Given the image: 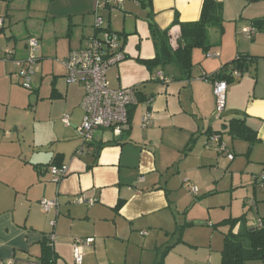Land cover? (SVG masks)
I'll use <instances>...</instances> for the list:
<instances>
[{
  "label": "crops",
  "instance_id": "crops-1",
  "mask_svg": "<svg viewBox=\"0 0 264 264\" xmlns=\"http://www.w3.org/2000/svg\"><path fill=\"white\" fill-rule=\"evenodd\" d=\"M6 1L0 0V9ZM215 1L223 4V13H227L231 4L238 5V0ZM107 2L102 5L110 18L107 26L125 38L127 57L109 70L110 87L113 90L137 87L140 91V102L130 113V129L120 138H115L109 130H97L88 152L77 156L82 145L79 128L84 117L81 104L85 92L80 84L67 83L65 62L72 51L81 49L95 34L92 15L100 3L48 0L42 15L51 21L49 30L55 35L61 29L65 40L60 52L58 49L53 52L55 62L47 59L48 50L39 48L31 77L35 86L32 94L38 103L35 112L27 114L33 118L29 135L25 128L9 125V110L2 108L5 105L0 102V264L42 263L45 242L53 233L56 241L51 250L55 264H75L73 244L77 239L93 240L84 246L81 264H157L156 253L161 252L159 241L165 237L164 233L169 235L177 226L181 194L187 195L184 188L188 189L197 171L205 169L211 161V152L205 148L209 137L220 134L221 143L217 145L225 144L231 154L223 138L231 119L224 120L223 132L220 131L219 123L213 120L214 86L202 77L216 76L225 65L231 64L234 50L220 42L217 35H211L212 47L208 53L193 51L192 79H178V70L169 66L163 71L171 80L169 85L153 80L160 69L151 73L137 61L152 60L156 56L149 17L154 18L160 30L170 29V43L176 50L181 28L175 22L199 21L204 0L124 2L115 11L105 7ZM242 3L244 6L246 2ZM10 7L6 5L5 11L0 10V18L5 19L0 33L11 18ZM32 10L34 13L41 10L40 4H33ZM57 21L62 22L59 25ZM87 24L92 28L91 35L80 33ZM247 28L252 27H244L242 33L251 41L264 32L256 31L249 37L244 32ZM38 34L41 38L53 36L46 28ZM260 37L263 36H258L245 53L258 60L246 68V75L228 84L224 114H243L240 118L245 119L255 135V146L264 149V55H257L251 48L258 45ZM10 51L0 40V76L8 80L7 69H16L14 75L22 84L14 65L17 54ZM8 53L11 59H7ZM207 54L214 57L207 58ZM3 60L12 64H3ZM150 99L152 103L147 106ZM147 111L152 112L153 119L143 128L142 119ZM196 145L201 153H195ZM228 160L236 161L235 157ZM54 165L66 166L69 172L58 184L50 173ZM202 188L209 192L212 185L205 183ZM190 193L198 196L199 189L195 194ZM81 199L85 203L81 204ZM42 200L58 201V213L44 212L40 207ZM153 248L155 255L149 253Z\"/></svg>",
  "mask_w": 264,
  "mask_h": 264
},
{
  "label": "rangeland",
  "instance_id": "rangeland-1",
  "mask_svg": "<svg viewBox=\"0 0 264 264\" xmlns=\"http://www.w3.org/2000/svg\"><path fill=\"white\" fill-rule=\"evenodd\" d=\"M7 1L2 3L4 7H1L0 10L5 11L6 5H10L11 18L6 21L4 32L0 33V40L5 49L17 54L15 59L22 60L28 55V50L25 47L28 38L34 37L40 40L41 36L38 33L45 28L47 32L53 34V31L49 30L52 26L51 21L46 20L45 14L42 15V8H47L48 0ZM87 1L89 3L92 0ZM140 1L144 3L147 0ZM97 2L102 6L107 0H95L96 4ZM124 2L134 4L139 0H124ZM242 2H246L244 6ZM35 3L40 4V13L39 11L36 13L33 10L30 11ZM237 3L236 7L231 4L227 13L222 14L223 34L220 35L217 29H211V35H217L220 42H224L226 47L234 50V60L239 54L248 53V46L254 44V40H257L258 36H263L258 39V45L251 48L257 55H264V32L253 37V41L248 40L242 33L244 27L251 26L253 19L264 17V0L257 1V3L251 0H238ZM104 11L102 6L97 13L104 18L108 25L110 18L108 19L107 15L109 14ZM31 12L34 15L31 16ZM95 14L96 12L92 15L93 25ZM57 22L60 25L62 21ZM60 30L58 28L55 35L40 40V48L49 52L47 56L49 62L56 61L53 55L54 50L58 49L60 52V48L63 47L65 38L62 36L63 34H60ZM91 31L92 28L87 24L86 27L81 28L80 33L91 35ZM93 31H95L94 28ZM239 45H242L240 53L237 52ZM201 51H199L201 56H204ZM22 55L24 56L22 57ZM9 62L3 60V64L7 63L8 66L12 64ZM15 71L16 69H7L8 80L0 76V102L5 105L2 108L9 110V125L17 124L25 128L26 134L29 135L33 128V118L28 117L27 114L35 112L38 98L32 94L33 91L23 88L14 75ZM246 74L247 71L242 73V76ZM32 85L35 89L34 83ZM217 117L216 107L213 120L215 123H219L220 131L223 132L224 120L231 118L222 116L221 119H217ZM226 126L223 138L236 161L230 162L228 157L223 155L221 147L217 143L214 142L217 148L210 145L213 144L210 141L212 134L207 143L212 147L205 144L207 145L205 148L211 152V161L207 162L205 169L197 171L195 180L188 178L192 186L198 187L199 194L193 196L186 187L184 188L185 193L190 197L184 193L181 194L177 226L172 232H169V235L164 233L165 237L159 241L158 247L161 248V252L156 253L158 262L164 256L163 264H221L225 236L230 233L232 228L231 221H236L237 224L233 233L236 232L237 227L239 228L238 233L254 228L259 219L264 222V149L258 145L255 146L256 144H252L246 139L235 138L229 125L226 124ZM200 149L196 145L195 153H201ZM205 183L212 185L209 192H205L202 188ZM154 249L149 253L155 255Z\"/></svg>",
  "mask_w": 264,
  "mask_h": 264
},
{
  "label": "built area",
  "instance_id": "built-area-1",
  "mask_svg": "<svg viewBox=\"0 0 264 264\" xmlns=\"http://www.w3.org/2000/svg\"><path fill=\"white\" fill-rule=\"evenodd\" d=\"M124 6L123 0H109L105 7L110 11H115ZM100 4L96 11L94 30L95 36L88 38L84 46L72 51L65 62L66 67V81L68 84H80L84 88V98L81 104V108L84 112L83 122L79 128V134L82 141L81 147L77 150V156L85 155L88 152L89 147L93 144L94 133L97 130H109L113 133L115 138H120L125 132L130 129V113L131 110L136 107L140 100V91L137 87L121 88L119 90H113L110 87L108 80L109 70L126 58L123 38L119 33L113 32L105 23L103 17L97 12L100 10ZM4 25V20L0 18V29ZM244 32L252 37L256 30L253 28H247ZM40 48V41L36 38H31L27 42L28 55L25 59L17 60L14 62L19 70L17 77L21 80L24 89L32 91L33 86L31 77L35 72V67L38 62V51ZM7 59H11L10 53L7 54ZM217 57L219 55H216ZM213 55L207 54V58H213ZM242 72L239 70H232L231 77L233 79L240 78ZM203 80L211 82L214 86V95L216 98V107L218 117L221 119L225 111L226 94L228 90V83L225 80L217 79L216 76L202 77ZM153 80L169 85L171 80L163 73L159 71L153 78ZM152 100L146 102L147 106H150ZM153 114L151 111H147L142 119V127L146 128L152 123ZM68 123V120H66ZM220 136L214 134L211 138V142L221 143ZM221 152L228 155V158L233 160V154L227 151L224 144H221ZM50 173L55 183H60L69 174L66 166H51ZM143 179H140L142 182ZM188 189L192 193H197L198 189L189 185ZM81 204L85 203L84 199L79 200ZM92 204L93 202H89ZM254 206V204H251ZM40 207L46 213L57 212L59 209V203L56 200H42ZM259 226H262L261 221L258 222ZM55 226V222L52 223ZM48 245L53 248L56 241L55 234L48 235ZM93 240L77 239L73 244V256L75 264H81L84 257V246L90 244ZM7 264H15L10 262ZM28 264H42L39 261H30Z\"/></svg>",
  "mask_w": 264,
  "mask_h": 264
},
{
  "label": "trees",
  "instance_id": "trees-1",
  "mask_svg": "<svg viewBox=\"0 0 264 264\" xmlns=\"http://www.w3.org/2000/svg\"><path fill=\"white\" fill-rule=\"evenodd\" d=\"M139 2L141 3L140 0ZM222 14V3L215 0H204L199 21L194 23H180L177 20L175 25L180 26L181 37L178 41V48L176 50L172 48L170 43V29L160 30L155 24L154 18L152 16L149 17L148 24L155 45L156 56L152 60L137 61L144 65L151 73H154L157 69L164 71L167 67L173 66L179 72L178 79L190 81L192 79L193 70V51L195 49H200L204 53H208L212 47L211 29H217L220 35L223 34L224 24ZM1 19L4 20L5 24V19ZM251 27L256 31H264V17L252 20ZM3 29L4 25L0 29V32H2ZM121 37L124 39V47L125 38L122 35ZM31 38L34 37H30L28 40ZM125 59H127V57ZM256 60H258V58L239 54L236 60L231 64L225 65L220 70L216 75V78L225 80L229 84L233 81V78L231 77L232 70H239L240 72L246 71V68ZM229 68L232 70L227 74ZM228 125L235 138L246 139L252 144L254 143L253 139L255 138V135L245 123L244 118H231ZM216 135L220 136V134ZM260 221L262 223L261 227L257 224L256 227L246 229L243 233L237 234L233 233L237 225L236 221H229L232 228L230 233L225 236L221 264L264 263V225L263 221ZM43 254L42 264H55L54 254L48 245V241L45 242ZM163 257L157 264H163Z\"/></svg>",
  "mask_w": 264,
  "mask_h": 264
},
{
  "label": "water",
  "instance_id": "water-1",
  "mask_svg": "<svg viewBox=\"0 0 264 264\" xmlns=\"http://www.w3.org/2000/svg\"><path fill=\"white\" fill-rule=\"evenodd\" d=\"M223 117H226V118H228V117H232V118L243 117V114H239L237 112H229V113H225Z\"/></svg>",
  "mask_w": 264,
  "mask_h": 264
}]
</instances>
